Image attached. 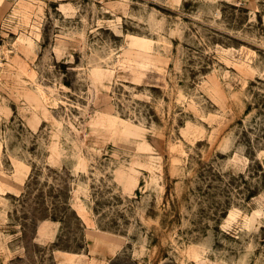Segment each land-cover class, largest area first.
I'll return each instance as SVG.
<instances>
[{"label":"rangeland","instance_id":"1","mask_svg":"<svg viewBox=\"0 0 264 264\" xmlns=\"http://www.w3.org/2000/svg\"><path fill=\"white\" fill-rule=\"evenodd\" d=\"M0 19V264H264V0Z\"/></svg>","mask_w":264,"mask_h":264},{"label":"trees","instance_id":"2","mask_svg":"<svg viewBox=\"0 0 264 264\" xmlns=\"http://www.w3.org/2000/svg\"><path fill=\"white\" fill-rule=\"evenodd\" d=\"M48 214H45V215H42V218L43 217H47ZM50 217H52L53 219H56V216L55 215H51ZM40 219V217H37L35 214H34V217H33V220H32V223H33V230L34 232H36V229H37V222L38 220Z\"/></svg>","mask_w":264,"mask_h":264},{"label":"built area","instance_id":"3","mask_svg":"<svg viewBox=\"0 0 264 264\" xmlns=\"http://www.w3.org/2000/svg\"><path fill=\"white\" fill-rule=\"evenodd\" d=\"M0 25H1V19H0Z\"/></svg>","mask_w":264,"mask_h":264}]
</instances>
